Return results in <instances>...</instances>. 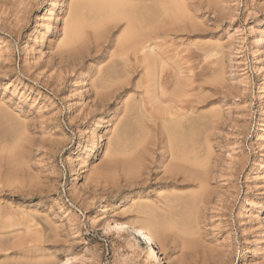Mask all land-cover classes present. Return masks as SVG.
Listing matches in <instances>:
<instances>
[{"label": "rangeland", "instance_id": "1", "mask_svg": "<svg viewBox=\"0 0 264 264\" xmlns=\"http://www.w3.org/2000/svg\"><path fill=\"white\" fill-rule=\"evenodd\" d=\"M189 1L200 24L197 33L184 38L182 46L176 37L180 46L166 43L152 51L158 60L153 80L136 56L122 55L114 42L117 30L100 39L88 31L87 44L61 48L68 0H57L54 11L56 0H0V139L9 148L18 135L27 139L21 140L25 150L17 148L23 165L16 157L0 162V264H147L146 245L139 238L126 237L139 251L130 259L126 249L115 250L125 242L102 229L99 217L108 200L111 210L104 218L127 219L130 213L154 208L164 191L174 192L166 180L170 176L158 166L168 136L155 119L165 106L164 79L175 77L194 82L198 90L193 89V97L203 95L201 106L193 104L195 111L189 112L200 122V135L212 111H220L222 119L209 135L211 196L198 210L202 238L191 237L199 246L183 249L185 240L166 231L167 242L162 248L156 243L161 258L165 264H264V208L257 222L241 212L243 200L254 193L264 203V183L255 187L264 180V156L260 178L250 173L260 152L255 135L264 114V55H252L264 0ZM109 78H117L113 89L96 95L91 82ZM213 78H223V85L211 82ZM115 107L118 114L111 116ZM123 128L126 133L119 136L129 139L143 130L152 132L142 173L129 179L105 157L109 140ZM172 162L171 156L169 169ZM74 175L77 181H72ZM181 189L173 195L189 199L197 191ZM179 202L174 206L183 204ZM162 210L149 217L166 215ZM38 233L42 247L29 251L39 245L29 243ZM242 250L248 252L244 260L239 259Z\"/></svg>", "mask_w": 264, "mask_h": 264}, {"label": "bare ground", "instance_id": "2", "mask_svg": "<svg viewBox=\"0 0 264 264\" xmlns=\"http://www.w3.org/2000/svg\"><path fill=\"white\" fill-rule=\"evenodd\" d=\"M56 6L57 0L54 4L53 11L56 9ZM199 25L200 24L197 20V17L195 16V6L193 2L189 0H68V10L63 21V31L60 46L61 48L65 49L76 47V45L79 43L82 45L87 44L90 41V39H88V31H92V35L97 37V39H100L105 33L117 30L119 35L114 42L115 45L121 50L120 52L123 53L122 55L125 57L127 56L128 58V56L131 55L128 54L132 53L134 57L136 56L135 62L140 64V66L142 64L146 75L149 74L150 76H153L151 79L155 80L156 64H158V60L154 58L152 51L154 49H158L159 47H163L166 43H171L170 45L168 44V46L174 44L179 45L176 44L178 43L176 42V37H181L180 40L182 41V46L184 44V38L189 39L195 33H197L196 31L198 30ZM253 35L255 39L253 40L252 55L254 58H257L262 56V54L264 55V20L257 24L253 31ZM23 47H27L26 41H24ZM139 54L142 55L141 59L137 58ZM163 60L161 59V61ZM115 79L117 78L102 79L98 82L93 81L91 82V86L97 89L95 94L101 96L103 93L106 92L105 94H107L108 91L110 92L113 89L114 85H116L115 83H117L114 82ZM222 79L223 78H213L211 82L223 85ZM164 81L165 83L164 85L162 83V89L164 88L163 95L166 97L163 101V105L165 106H161L160 108L158 106L159 117L156 119L154 117V119L162 127L164 135L168 137L164 138V141L167 143H165L162 154L158 158V166L165 168V174L170 176L166 180L172 191L174 189L176 190L177 188H182L181 190H187L192 187L197 189V191H194L195 193L187 196L189 199H186L182 198L181 194L179 196H176L175 194L174 196L173 193L175 190L173 193L170 192L171 194H168L169 192L166 193V190L163 194H161L158 201L159 204H157L154 208L151 207L154 205L152 204L150 206L151 208L148 207L146 213H144L145 211H143V214L130 213L127 219H105V213H109L111 210V200H108L105 203L106 206L104 209L100 211L99 217L101 220L99 225L102 227V229L107 232L111 231L113 233H117L119 237L125 242L124 244L118 243L116 245L117 247H115V250L120 251L121 248L126 249L128 252L127 257L130 259L135 260L139 251L134 243L126 240V237L139 238L143 245H146L145 258L147 264H165L161 258L162 254H160L158 251L156 243L159 241L162 248L164 243L167 242V238L165 236L166 231H173L175 236L185 240V243L183 241V249L187 248L191 250L194 246H199V244H197L198 241H194L199 236L200 240L202 238L198 210L200 205L206 202L205 200L209 199L211 196L210 182L212 180L213 174V170L211 169L212 146L210 144L211 140L209 135L210 131L214 129L215 124H217V122L222 119V113L220 111H212L213 113L211 112L212 114L210 117H208L209 115L206 116L207 118H210V121L206 118L208 121H205L207 125H204V135H200V133H203L201 131L202 128L200 129V127L197 125L200 122L197 123V119L194 120V117H191L189 112L191 111L194 113L192 106L193 104L198 105L201 102L203 103V101H201L203 100L201 99L203 95L197 97L194 94L195 96H192L193 94L191 93L197 91L198 88L197 90L194 88L192 85L194 82L191 80L189 81L187 79L175 77L165 78ZM193 89L195 90L193 91ZM201 90L202 89H200V91ZM201 92L199 94L203 93ZM105 94L103 96L108 95ZM190 98L199 99H193L192 101ZM113 110V113L110 114L111 116L118 114L117 107H115ZM69 113H71V107ZM200 115L203 116V114ZM199 120L201 121L200 118ZM259 124L261 128L255 135V144L260 152L253 160L250 172L256 179L260 178L261 167L263 165L264 114L260 119ZM123 130H126V128H123L121 132L119 131L120 133L115 130V132L118 133L115 136H112V139L109 140L110 146L108 144L109 147L106 149L107 151L105 157L108 158L107 161L111 168L113 167L117 173H122L127 179H129L133 177L132 175L140 173L142 171L141 169L144 167V162H146L145 160L150 153L148 146L152 132L151 129L150 131L143 130L142 132L135 135V137L129 139L125 136H119L123 135L122 133H126V131L123 132ZM200 136H203V138H201V142L202 140L203 142H199V144H203L206 148H204L206 153L203 154L200 153L201 147L198 143H196V141H199L197 138ZM91 138L92 140L95 139V132ZM23 139L27 141L26 138L20 137L18 135L11 148L8 147L7 140L4 141L0 139V162H4L6 159H8L6 161H12L15 157L18 159L19 163L22 162V152L19 151V153H17L19 150L17 148L19 147L20 149L22 148V150H25L21 141ZM14 151H16V153ZM6 155H9V157L7 158ZM171 156L173 165L171 169H169L170 167H167L166 164ZM20 165L23 164L20 163ZM101 179L102 178L94 181L93 183L97 185L100 183ZM77 180V176L74 175L72 181ZM6 181L8 180H5V182ZM261 182L264 183V180L261 181L260 179L255 184V187L259 188ZM14 185L15 184L13 183V186ZM0 186H2L1 180ZM178 201H182L179 202V204L183 203L181 205L178 204L181 206V208L179 206L177 207V204L175 205L176 207L174 206V204L176 202L178 203ZM243 203L244 205L242 206L241 212L245 213V215L248 216V219L252 222L259 221V213L261 212L259 209L264 208V203L261 201L259 194L254 193L251 197L244 199ZM147 206H149V204ZM162 209H166V212L164 213L166 215L156 216V218L149 217L152 214H156L157 210L161 211ZM73 218H69L70 223L73 222ZM25 219L27 221V218ZM2 220L5 222L7 219ZM94 222L96 221L94 220L93 223ZM33 225L35 226V224ZM36 227L37 226H35V228ZM30 229L31 232H34L32 231L31 227ZM37 230L39 232V228ZM193 236L195 239H191ZM38 237L40 238L38 239ZM33 242L34 244L39 245H36V247H29V251L34 249L39 250V247H42L43 242L39 233L37 234L36 240L35 238L34 241H31L30 239L29 243ZM255 252L256 249H253L250 254L254 255ZM247 254L248 252L246 250H242L241 254L239 255V259H243V257ZM68 263H70V260L67 262V264ZM179 264H184L183 260H180Z\"/></svg>", "mask_w": 264, "mask_h": 264}]
</instances>
